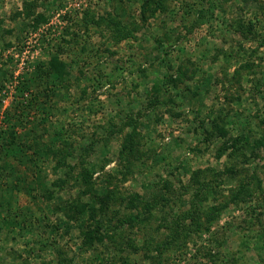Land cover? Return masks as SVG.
<instances>
[{
	"label": "rangeland",
	"instance_id": "1",
	"mask_svg": "<svg viewBox=\"0 0 264 264\" xmlns=\"http://www.w3.org/2000/svg\"><path fill=\"white\" fill-rule=\"evenodd\" d=\"M143 2L0 0V70L7 72L0 77V131L19 113L18 134L37 146L33 154L16 146L5 152L7 158L0 152V264H122L121 255L144 263L140 252L125 249L121 254L119 246L142 245L145 238L165 234L157 228L159 212L113 242L88 247L56 210L76 196L77 173L86 168L101 188L110 186L125 200L167 194L170 202L162 211L170 213L188 207L195 171L225 172L238 164L253 167L248 175L260 187L251 198L230 203L209 232L193 233L188 248L170 264H264V165L255 167L264 163V149L258 153L260 162L231 157L230 150L218 157L222 138L215 133L207 142L199 126L211 129L213 118L222 114L232 135L242 132L252 141L259 134L264 118V0H164L167 9L146 20ZM30 5L28 18L41 13L47 19L34 31L22 24ZM109 13L137 26L134 35L116 41L103 22L99 27L88 21ZM249 22L254 34L245 38L239 24ZM158 39L167 54H161ZM58 50L71 65L66 82L39 81V65L46 66L49 52ZM252 61L255 72L250 73L252 68L244 65ZM187 67L193 73L185 76L181 73ZM236 70L241 86L233 78ZM170 76L181 79L173 83ZM157 84L162 92L155 95ZM170 96L181 115L166 111ZM134 125L140 153L124 176L120 151L127 133H135ZM245 176L246 170L235 178L228 175L220 201ZM123 206L116 207L122 211Z\"/></svg>",
	"mask_w": 264,
	"mask_h": 264
},
{
	"label": "trees",
	"instance_id": "2",
	"mask_svg": "<svg viewBox=\"0 0 264 264\" xmlns=\"http://www.w3.org/2000/svg\"><path fill=\"white\" fill-rule=\"evenodd\" d=\"M33 6L25 7L26 19L22 17L23 28L32 27L33 31L37 27L45 22L47 19L44 14H38L34 18H28L30 16L31 8ZM167 9L166 2L164 0H144L141 5L142 17L144 20L155 15L157 11H164ZM23 13L18 12L21 17ZM90 16V15H89ZM94 22L97 26H101L102 22L112 32V38L116 41L132 37L137 30V26L133 23H126L116 15L110 14L109 16H101L99 19L91 16L88 20ZM240 33L243 37L248 38L253 33V24L249 22L246 26L239 24ZM8 45V44H7ZM157 46L161 54H167L162 39L157 40ZM233 57L228 54L226 57ZM45 65V64H44ZM39 65L38 75L39 81L48 82L50 80H56L60 83H65L66 78L70 74V63L62 59L60 56V50L57 52H49L48 62L46 66ZM254 62H249L245 67L249 69L250 73L255 72L253 70ZM247 68V69H248ZM192 72V68H183L181 74L188 75V72ZM5 70H0V76L4 79L6 76ZM239 71H235V81L241 86V79L239 78ZM238 75V76H236ZM173 83L180 80L181 77H169ZM0 81V90L3 88V84ZM155 95L162 92V88L159 84L154 86ZM21 92V91H20ZM240 97H238L239 99ZM165 104L168 106V111L173 116H179L180 113L175 111L174 105L176 100L170 96L165 100ZM15 120L10 122L6 129L0 131V152L5 158L8 157L7 151L12 147H20V151L27 154L32 149V154L35 152L37 146L33 147L31 144L26 143L22 136L18 134L17 125H19V113L12 115ZM21 124V123H20ZM258 127L259 133L255 136L252 141L247 139V135L240 132L238 135H232L226 117L222 114L217 115L212 120L211 129L207 130L203 128V124L199 125L202 129L204 139L210 142L212 136L217 133L222 138L221 151L216 155L220 157L223 153L230 150L229 156L245 157V161H256L262 160L259 156V151L264 149V118L261 119ZM39 128V127H36ZM135 133L128 132L125 138V144L120 151V163L124 171V176L131 171L135 164L136 157L140 153L134 139L136 135V126L134 125ZM36 133V132H35ZM36 140V139H35ZM41 148L40 146L38 147ZM51 148H49L50 150ZM34 151V152H33ZM53 151V150H50ZM6 152V153H5ZM1 156V155H0ZM2 157V156H1ZM243 165V164H242ZM239 164L237 166H229L225 172L217 171L212 168L207 170H197L193 173L192 181L196 182L195 191L193 192L191 200H188V207L181 209L179 212H175L174 209L162 211V205L170 202V198L167 194H154L149 200H146L141 195L131 196L125 200V197L119 196L116 189L108 186L107 188H101L98 181L94 180V172L89 169H84L82 172H78V186H76L77 194L75 197L65 199L62 204H59L56 210L62 212L65 220L71 222L78 230L79 234L83 239V242L88 247H95L96 244L108 243L115 241V238L119 234L123 233L126 229H133L142 227L146 222L156 214L160 213L159 222L157 224L158 230H165V234L156 238H145V242L142 245L128 242L119 246L121 254L124 250H132L140 252L143 257L142 264H170L174 255L178 256L182 254L188 248V242L192 239V234H201L202 232H209L211 227L218 221L220 214L230 205V203H238L240 200L249 199L253 196V191L260 187L259 182H255L251 179L252 175H248L253 167H245ZM264 165V163L256 164L255 167ZM246 170V176L243 181L235 189H231L232 195L228 198H224L220 201V197L224 194L222 184H229L227 176L235 178L239 172ZM256 171V170H255ZM254 173V172H253ZM255 176V174H254ZM202 177V178H201ZM226 178V179H225ZM258 179V177L255 176ZM252 180V183H251ZM64 180H61V182ZM258 181V180H257ZM61 187L62 184L57 182L55 184ZM189 188L185 187L181 192L182 194L189 191ZM178 196L180 199L183 195ZM212 196V199H211ZM48 198H53L52 194L48 195ZM211 199V204L204 203ZM126 201V202H125ZM175 201V200H174ZM220 201V202H219ZM217 202V203H216ZM170 204V203H169ZM124 205V206H123ZM123 206V210L120 211L118 207ZM116 207V208H115ZM114 209V214H109ZM116 219V220H115ZM154 219V218H153ZM115 220V221H114ZM116 223V224H114ZM156 228V229H157ZM142 250V251H141ZM122 264H136V262H129L127 256H120ZM61 264V263H60Z\"/></svg>",
	"mask_w": 264,
	"mask_h": 264
}]
</instances>
